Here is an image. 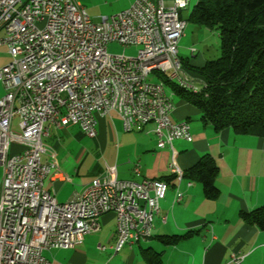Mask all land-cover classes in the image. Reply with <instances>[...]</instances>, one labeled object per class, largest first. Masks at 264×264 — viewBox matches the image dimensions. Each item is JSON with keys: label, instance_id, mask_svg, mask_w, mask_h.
Listing matches in <instances>:
<instances>
[{"label": "built area", "instance_id": "1", "mask_svg": "<svg viewBox=\"0 0 264 264\" xmlns=\"http://www.w3.org/2000/svg\"><path fill=\"white\" fill-rule=\"evenodd\" d=\"M187 4L134 0L128 9L94 23L74 0H0V46L10 58L0 68L5 89L0 98V264H50L44 251L81 244L99 230L105 214L115 217V253L146 242L153 226L148 225L151 202L165 198L156 196L157 186L167 193L169 184L119 180L115 167L107 166L100 183L57 203L43 188L56 169L41 161V141L51 125L78 126L94 138L95 116L114 112L125 132L155 125L159 149L175 140L191 142L188 126L169 118L173 104L166 86L149 80L150 68L162 67L181 85L199 88L179 70L178 43L186 27L180 13ZM111 44L138 51L134 57L111 54ZM13 118H18L19 135L11 132ZM11 141L24 150L10 154ZM174 159L172 152L169 172L176 187L183 171ZM139 173L135 165L133 174ZM181 199L175 190L173 203ZM241 260L231 256L233 263Z\"/></svg>", "mask_w": 264, "mask_h": 264}, {"label": "crops", "instance_id": "2", "mask_svg": "<svg viewBox=\"0 0 264 264\" xmlns=\"http://www.w3.org/2000/svg\"><path fill=\"white\" fill-rule=\"evenodd\" d=\"M133 2L125 0L120 8L105 14L126 10ZM179 43V59L191 64L186 56L189 50L179 49ZM9 60L6 47L0 46V68ZM190 77L199 83L197 78ZM166 89L173 104L169 118L173 123L188 125L191 142L175 140L159 149L155 125L148 124L139 132H125L114 112L95 116L94 138L84 135L78 126L51 125L48 137L41 141L40 158L42 162L53 163L56 170L54 176L44 180L43 188L57 203H65L75 193L100 183L107 166L115 167L119 180L139 183L143 178L170 175L172 152L182 171L208 154L218 167L217 199H205L201 186L188 185L183 179L176 187L171 186L160 201V212L154 217L147 242L124 245L115 253V217L105 214L99 218V230L86 235L81 244L72 249L44 251L43 256L50 264H146L147 253L159 254L162 264H236L231 261L232 255L242 258L237 264H264V231L244 224L239 218L241 211L249 212L264 205V139L204 127L198 111ZM4 94L0 83V98ZM23 150V144L11 141L10 154ZM135 165L139 167V176L133 174ZM175 190L182 194L177 204L173 203ZM188 232L189 236L174 245H164L160 240Z\"/></svg>", "mask_w": 264, "mask_h": 264}, {"label": "trees", "instance_id": "3", "mask_svg": "<svg viewBox=\"0 0 264 264\" xmlns=\"http://www.w3.org/2000/svg\"><path fill=\"white\" fill-rule=\"evenodd\" d=\"M187 21L217 33L220 56L201 67L180 60L190 76L199 80L195 92L158 78L175 96L198 111L204 127L264 139V0H196ZM217 174L213 158L204 154L183 171V179L201 186L205 199L216 200ZM158 180L174 185L173 175ZM239 218L264 231V205L241 211ZM190 234L160 240L164 245H174ZM145 261L162 264L159 254L154 253H147Z\"/></svg>", "mask_w": 264, "mask_h": 264}, {"label": "rangeland", "instance_id": "4", "mask_svg": "<svg viewBox=\"0 0 264 264\" xmlns=\"http://www.w3.org/2000/svg\"><path fill=\"white\" fill-rule=\"evenodd\" d=\"M79 4L81 7L86 9L87 15L91 18L94 23L99 22L100 17L109 16L106 12H113L120 8L125 0H80ZM169 2L171 0H164ZM108 5L104 6L103 4ZM196 0H188V4L184 10L181 11L180 17L186 21V27L184 30L183 38L179 43V49L189 50L187 51V60L191 62L189 64L193 67L203 66L206 62L216 60L220 56L219 38L215 31L207 30L203 27H198L188 22V16L191 9L195 5ZM78 4V3H77ZM190 50H193L190 53ZM107 51L111 54H124L128 57H134L138 51L136 46H129L123 48L122 46L111 44L107 47ZM178 57H180L178 55ZM194 64V65H193ZM197 64V65H195ZM200 64V65H199ZM186 75L190 76V71L184 66L182 67ZM150 81H160L156 74L149 75ZM176 98H179L176 96ZM174 98V99H176ZM15 124L12 125L11 132L15 135H19V129L17 127L18 118L13 120ZM1 179V169H0Z\"/></svg>", "mask_w": 264, "mask_h": 264}, {"label": "bare ground", "instance_id": "5", "mask_svg": "<svg viewBox=\"0 0 264 264\" xmlns=\"http://www.w3.org/2000/svg\"><path fill=\"white\" fill-rule=\"evenodd\" d=\"M179 70H183L180 60H179ZM153 73H155L157 77H162L163 79L167 80L170 83H175L176 85H178L179 87H181L185 90L192 91V92H195L198 90V89H195L193 87H189L187 85H181V79H178V78L172 76L171 73L168 72V70H165L162 67H151L150 68V75ZM163 85L165 86L164 83H163ZM180 126H188V125L185 122H180ZM165 194H166V187L157 186L156 196L157 197H165ZM160 201H162V198H154V200L151 202V210H150V215L148 218V225H153L154 217L159 214V212H160V206H159ZM150 238H151V234H147L146 235V242Z\"/></svg>", "mask_w": 264, "mask_h": 264}]
</instances>
